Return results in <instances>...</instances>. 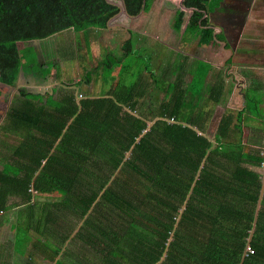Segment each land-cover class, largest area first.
I'll return each mask as SVG.
<instances>
[{
    "label": "trees",
    "instance_id": "16d2710c",
    "mask_svg": "<svg viewBox=\"0 0 264 264\" xmlns=\"http://www.w3.org/2000/svg\"><path fill=\"white\" fill-rule=\"evenodd\" d=\"M122 1L135 17L155 0ZM221 1H183L196 9L187 31L201 47L222 40L210 19ZM119 11L108 0H0L1 65L18 43L103 28ZM127 47L99 68L121 63L130 54ZM35 57L25 60V78L39 70L44 84L58 61L44 71ZM22 64L9 63L1 81L13 85ZM218 91L213 88L216 107ZM173 94L150 124L135 114L133 87L77 101L69 92L51 106L22 89L0 124V135L11 145L18 142L0 156V214L25 205L27 253L15 238L16 249L12 242L0 247L1 264H7L2 255L12 254L25 264H64L67 240L85 254L82 264H264V194L256 213L262 180L253 168L263 165L264 140L257 134L261 142L253 151L222 147L257 140L246 137L244 127L259 108L247 97L244 107L229 106L217 119L214 111L197 113L195 106L188 114L185 91Z\"/></svg>",
    "mask_w": 264,
    "mask_h": 264
},
{
    "label": "crops",
    "instance_id": "0c3cea01",
    "mask_svg": "<svg viewBox=\"0 0 264 264\" xmlns=\"http://www.w3.org/2000/svg\"><path fill=\"white\" fill-rule=\"evenodd\" d=\"M117 1L121 2V5L113 3L119 6L120 11L108 22L106 27L92 28L80 32L71 30L73 37L68 42L74 48H77L79 56V60L73 66L68 69L65 66L60 68L61 64L65 65L68 59L75 56L74 51H70L68 55L63 57L61 63L58 60V63H56L58 68L52 70L51 77L46 83L43 84L37 77L25 78L27 79L25 90L38 96L36 102L51 106L57 104L56 102L61 100V96L69 92L74 94L77 101L84 97L105 96L124 89L131 90L133 87L138 95L135 114L146 120H155L160 104L168 101L171 97L174 98L175 94L173 93L177 90H184L187 95L188 114L195 106L197 113L214 111L217 119L221 118L229 106L233 109L244 107L247 100L243 96L248 97V101L250 100L253 103L262 101L261 103L264 104V78L261 77L264 75V0H235L231 6L226 3L227 0H222L218 9L210 16V19L216 25V33L222 35V40H216L210 45L202 47L199 46V39L187 31L191 18L184 23L186 20L184 15H180L179 18L182 16L180 19L177 18L178 22L176 24L180 23V25H173V32L167 34L160 21V14L165 8L162 3V6L160 5L158 0L153 2L151 7L153 11H151V8L142 10L141 14L147 13V15L141 16L139 14L135 17L127 15L122 0ZM183 1L180 0L182 5ZM195 10L191 9L192 15ZM214 13L221 15L218 18L224 19L225 22L222 20L220 22L215 21L213 19ZM147 21L149 23L143 26L142 23ZM191 39L192 41H190ZM185 40H189L190 45L188 43V46H182ZM61 43H65V46L68 44L65 41ZM127 45L130 54L121 63L115 64L110 70L99 68L105 57L108 55L119 56ZM61 49L63 50V47ZM36 56L39 61L42 60L38 53ZM48 62L50 60L41 62L43 64L41 70H47L49 67ZM58 69L63 77L65 73L70 77L73 72L79 76L76 81L70 80L72 77L68 78L69 80L62 79L61 75L56 78ZM91 70L94 72L90 83H83L84 75ZM100 70L101 72L109 71L113 85L109 87L106 83L104 85L106 90L95 91L102 83H96V73ZM21 72L25 77L24 68L21 69ZM77 82H80L77 84L78 87L70 86ZM95 84L96 88L94 89ZM214 87H218L219 90L217 107L212 97ZM51 98L55 101L50 100ZM174 101L177 102L178 99H174ZM190 104L192 107H190ZM218 106L221 109H217ZM123 108L127 110V107ZM6 113L0 120V124ZM258 114L261 113L258 112ZM252 119L246 120L248 129L245 125V135L258 133L264 140L262 132H258L256 129V127L264 128V115L263 117L256 115ZM207 126L210 128L209 132L212 133L213 129L210 127V122ZM215 134L216 128L212 135ZM14 142L16 144L7 145L14 149L18 143L16 140ZM244 144L254 147V149L258 146L256 144ZM261 153L264 155V146ZM11 161L18 163L19 159L12 158ZM253 168L260 172L263 170L262 175L260 174L262 190L257 205L256 213H258L264 194V168L263 165ZM15 210H18V212H15ZM8 212H11L13 217L16 214L21 217L20 223H16V228L25 227V229H28L25 222L24 204L11 208ZM3 215L5 213L1 214V216ZM0 247H2V243H0ZM2 257H7L8 262H11V264L15 263L14 258L16 257L14 254L11 256L2 255ZM25 257L27 258L28 255L25 254ZM53 264H56L55 261H53Z\"/></svg>",
    "mask_w": 264,
    "mask_h": 264
},
{
    "label": "rangeland",
    "instance_id": "374dc122",
    "mask_svg": "<svg viewBox=\"0 0 264 264\" xmlns=\"http://www.w3.org/2000/svg\"><path fill=\"white\" fill-rule=\"evenodd\" d=\"M110 1L115 2L118 5H121V2H119L117 0H110ZM158 1H159L160 5L162 3L163 7L165 8V9H163V11L160 14V16H161L160 21L162 23V27L164 29H166L167 34H170L171 32H173L172 31L173 25L174 26L180 25V23L176 24L178 22V19L182 18V16L179 18L180 15H184V19H186L184 21V23L187 22V20H189L192 16L191 9H187V7H186V9H187L186 10L185 7L181 4L180 0H158ZM234 2H235V0H227L226 1V3L229 4V6H231V4H233ZM152 5H153V3H152ZM152 5H151V7H152ZM151 11H153V8H151ZM145 15H147V13L141 14V16H145ZM213 16H214L213 19L217 22H220L221 20L224 21V19L218 18V17H221V15H219V14L214 13ZM148 23H149V21L142 23V25L144 26V25H147ZM72 37H73V35H72L71 30H66V31H63V32H61L57 35H54L48 39H44V40H40V41L25 42V44L20 43L19 45L17 44L12 50H9L7 52V54L5 55V57L3 59V61H5L4 66L1 65V62H2L1 54L3 51H2V48L0 47V72L5 71L6 66L9 63H11L12 61H14L15 63H17L19 61L24 63L21 66V68H24L25 65L27 64L25 62V60H27V58L35 60V58H36L35 55H37V53L40 56V58L42 59V60L40 59L41 62L42 61L46 62L49 60L50 61L56 60V62H57L59 60L61 63L63 57L68 55V53L70 51L71 52L74 51L75 56H72L70 59H68L65 62V65L64 64L60 65V68L65 66V68L68 69L71 66H73L74 63H76V61L79 60V56L77 54V48H74L68 42L69 40L72 39ZM64 41L66 43H68L66 46H65V43H61ZM190 41H192V39ZM190 41L189 40L183 41L182 46H188V43L190 45ZM62 47H63V50L61 49ZM66 49H67V51H66ZM51 68H52V70L54 68H58V64H56L55 67L51 66ZM37 76L41 77L39 70H36V72H35V77H37ZM78 76H79L78 74L73 72V74L70 76V77H72L70 80L76 81ZM70 77H68L66 75V73H65L64 77H63V75H61V78L65 79V80H69L68 78H70ZM96 77H97L96 83H99V82H102V83L100 84L98 89H95L96 84L94 85L95 91L106 90V87L104 86L106 83H108L109 87L111 85H113V82L110 78L111 76H110L109 71L101 72V70H100L98 73H96ZM261 77L264 78V75ZM14 84L13 85L12 84L10 85L8 83L5 84L0 79V120L2 119L4 113L8 112L10 110V108L12 107V105L17 102V98L19 96L20 91L22 89H25V87L27 86V79H25L22 72H20V74H19V76L16 79ZM71 87H74V86H71ZM261 102L262 101H258V103L255 102L259 109L257 111H253V114H252L253 116H256L258 112L261 113V114H259V116L264 115V104H262ZM217 109H221V107L218 106ZM151 110L154 111V109H152V108H151ZM154 114H155V112H154ZM151 120H153V119H150L148 121H151ZM261 124H263V123H261ZM246 128L248 129L247 125H246ZM256 129L258 130V132H262V134L264 135V130L261 131L257 127H256ZM214 131H215V129H213V132ZM257 134L256 133L249 134L252 136V138H257V140L252 139V141L250 143L251 145L252 144H259L261 142L260 138ZM247 135L248 134H246L245 136L247 137ZM218 142L220 143L221 141H218ZM13 143L16 144L15 142H13ZM244 143H247V141L245 139H244L243 143L240 145L227 144L225 146H222V145L221 146L223 147V151L230 152V153H232V151H236V150L239 151L243 148L245 150H251L252 148L254 149V147H250L249 145H244ZM7 144H9L11 146V144H12L11 138L0 135V156H3L4 154L8 155V153L10 154L11 148ZM243 145H244V147H243ZM263 146H264V143H263ZM251 151H253V150H251ZM263 168H264V164H263ZM262 172H263V170L260 172L261 175H262ZM12 200H14V199H12ZM20 221H21V217H18L17 214L14 215V217L12 216L11 212L6 214L5 216L4 215L1 216V214H0V243H2V246H5L8 242H12V246H10V247L12 248L11 250H13V249H16V239H17L20 243V247H21L22 251L24 253H27V250L25 248V243H24L25 227H20L19 229L16 228V225H17L16 223H20ZM71 253L76 254V256L72 255ZM17 256L18 257L14 258V261H15L14 264L25 263V260H24V258H21V255H17ZM82 257H85V254H83L81 252V248L76 247L74 245V243L71 245L70 240H67L65 242V244L62 246V254H61L60 260L64 264H82V262H84ZM89 258H92V256H89L88 259ZM6 260H7V264H11V262L10 263L8 262V258ZM2 264H6V263H2ZM92 264H95V263H92Z\"/></svg>",
    "mask_w": 264,
    "mask_h": 264
},
{
    "label": "water",
    "instance_id": "95a60500",
    "mask_svg": "<svg viewBox=\"0 0 264 264\" xmlns=\"http://www.w3.org/2000/svg\"><path fill=\"white\" fill-rule=\"evenodd\" d=\"M108 1H109V0H108ZM109 2H111V1H109ZM111 3H113V2H111ZM243 98H244V99H246V97H245V96H243ZM151 123H152V121L150 122V124H151Z\"/></svg>",
    "mask_w": 264,
    "mask_h": 264
},
{
    "label": "built area",
    "instance_id": "2783aa9c",
    "mask_svg": "<svg viewBox=\"0 0 264 264\" xmlns=\"http://www.w3.org/2000/svg\"><path fill=\"white\" fill-rule=\"evenodd\" d=\"M78 96H81V95H78ZM248 249H250V246H248Z\"/></svg>",
    "mask_w": 264,
    "mask_h": 264
}]
</instances>
